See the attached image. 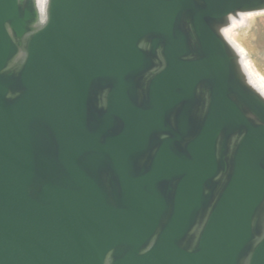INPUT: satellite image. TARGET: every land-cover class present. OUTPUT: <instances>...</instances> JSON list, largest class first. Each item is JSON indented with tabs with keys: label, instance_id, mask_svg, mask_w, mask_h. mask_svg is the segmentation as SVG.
I'll use <instances>...</instances> for the list:
<instances>
[{
	"label": "water",
	"instance_id": "95a60500",
	"mask_svg": "<svg viewBox=\"0 0 264 264\" xmlns=\"http://www.w3.org/2000/svg\"><path fill=\"white\" fill-rule=\"evenodd\" d=\"M263 10L0 0V264H264Z\"/></svg>",
	"mask_w": 264,
	"mask_h": 264
},
{
	"label": "rangeland",
	"instance_id": "374dc122",
	"mask_svg": "<svg viewBox=\"0 0 264 264\" xmlns=\"http://www.w3.org/2000/svg\"><path fill=\"white\" fill-rule=\"evenodd\" d=\"M236 34L233 42L244 53V65L254 76L264 78V12L255 14L249 25H246V21L238 25ZM256 83V86L264 90V86Z\"/></svg>",
	"mask_w": 264,
	"mask_h": 264
},
{
	"label": "bare ground",
	"instance_id": "6f19581e",
	"mask_svg": "<svg viewBox=\"0 0 264 264\" xmlns=\"http://www.w3.org/2000/svg\"><path fill=\"white\" fill-rule=\"evenodd\" d=\"M45 3H46V0H38V5L40 7V9H43L44 6H45ZM260 12H264L263 11H255V12H242L239 14V16H232L231 19H230V23L229 25H227L226 27L223 28V33L224 35L233 43V45L236 47V45L234 44L233 42V39L236 40V27L240 24H243L245 21H246V25H249L253 19V16L257 13H260ZM237 50L239 51L240 53V56H241V60H242V65H243V68H244V71L246 72V75L248 76V80L258 89L260 90L263 94H264V90L262 91L257 85L256 82H258L259 84H261V86H264V78L263 76H254L251 72V70H249L247 68V66H245V60H244V53L243 51L238 47H236Z\"/></svg>",
	"mask_w": 264,
	"mask_h": 264
}]
</instances>
